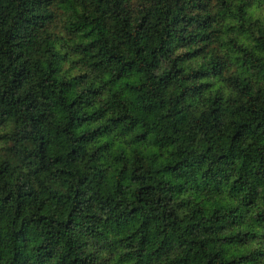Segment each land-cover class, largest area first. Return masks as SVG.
<instances>
[{
	"label": "clouds",
	"instance_id": "obj_1",
	"mask_svg": "<svg viewBox=\"0 0 264 264\" xmlns=\"http://www.w3.org/2000/svg\"><path fill=\"white\" fill-rule=\"evenodd\" d=\"M29 2L43 14L38 31L49 38L51 51L31 49L39 77L10 88L8 56L15 58L20 49L0 26V264H189L191 240L205 244L204 255L207 242L220 235L185 231L199 219L194 215L202 209L201 192L219 189L221 199L240 205L254 200L264 210V0H210L211 12L192 8L201 0ZM0 4L7 6V0ZM181 4L197 20L213 14L216 21L208 29L197 28L196 21L186 29L176 26L189 43L184 46L174 36L161 51L160 36ZM102 12L103 31L110 37L113 25L129 21L126 31L132 36L140 18L150 17L152 39H125L122 47L133 58L134 47L147 45L135 57L142 65L137 95L155 100L158 110L141 117L120 104V96H92V110H101L96 123L85 126L95 131L84 135L85 128L75 122L81 109L69 108L68 99L100 87L104 79L94 74L87 81L73 80L87 69H73L72 62L88 60L76 49L84 43L77 28L90 31ZM205 32L210 40L200 39ZM101 47L104 51H95L103 59L111 44ZM197 48L203 51L194 60L184 58ZM49 61L58 71L52 72ZM173 65L182 69L179 75ZM194 71L204 78L193 79ZM44 79L53 107L41 111L65 114L55 134L52 123L42 124L44 117L27 109V100L17 101ZM62 81L72 82L69 91H61ZM240 123L248 131L233 139ZM169 165L178 167L172 171ZM146 219L150 227H142ZM247 223L264 234V221L255 214ZM257 264H264V256Z\"/></svg>",
	"mask_w": 264,
	"mask_h": 264
},
{
	"label": "trees",
	"instance_id": "obj_2",
	"mask_svg": "<svg viewBox=\"0 0 264 264\" xmlns=\"http://www.w3.org/2000/svg\"><path fill=\"white\" fill-rule=\"evenodd\" d=\"M180 0H177L179 3ZM192 8H200L202 10L207 9L211 12L210 0L208 3L197 2L192 4ZM192 9L189 8L190 12ZM42 13H37L32 10V5L29 0H7V6L0 4V26L7 27V32L5 33L11 39L16 40V47L20 51L15 52L13 55H9L8 59L10 61L8 68L12 69L11 84L10 88H20L23 85L29 83L32 79L39 77V71L30 55L31 49L34 47H39L43 52H50L51 49L48 47L49 38H41V33L38 29L43 27L40 17ZM104 13H101L100 17H96L93 27L89 25L90 31H83L77 28V31L81 32V39L84 41L82 44H77L76 49L78 52H83L88 60L81 64L80 61H73V69L79 65L85 67L87 70L80 72L78 76H74L73 80H79L81 82L90 80L94 77V74L103 77L104 84L100 87H89L83 92H79L74 98L68 99V107L74 109H81L76 112L75 122L79 123L82 128H85L84 135L89 132H94L95 128H86L90 122L95 124L99 119L96 113L101 109L96 108L92 110V104L90 97L97 95H108L111 94L113 99L117 96L122 97L120 104H126L133 112L139 114V116L151 117L158 110V104L153 99H140L137 95L138 87L136 81L138 79L139 72L142 65L138 66L137 59L142 54L144 48L147 45L141 47H134L131 56L133 58H128L126 50L122 47L125 39H132L134 41H144L152 39V23L148 14L140 18L139 24L136 26L137 31L134 35L130 36L126 31L129 21H123L120 24L113 25V35H105L103 28L107 27V22L102 19ZM196 21V27L200 29L211 28L213 23L216 21V16L209 14L206 17H202L197 20V17L191 16L188 12H185L184 5L181 4L176 15L171 17L170 24H166L165 28L167 31L160 36L159 48L162 51L166 47V42L172 39L174 36L179 39V41L187 46L188 41L185 37L179 35L174 31L176 26L183 25L184 29L188 25H191ZM183 31V29H181ZM201 40L211 39V33L205 32V35L200 37ZM111 44V47L107 48L105 51L104 58L101 59L99 52L95 50L100 48L104 51L101 45L107 46ZM207 47V46H205ZM156 48L152 49L155 53ZM203 49L197 48L191 52H185V59H195ZM52 55H56L55 52ZM64 58L67 59L69 56L68 52H64ZM83 59V57H82ZM155 59V58H154ZM19 61V63H17ZM13 65L15 67L13 68ZM219 66H223V60L219 62ZM48 67L52 72L58 71L52 68V64L49 61ZM176 75H179L182 69L173 65ZM7 71V69H5ZM170 77L173 73L168 74ZM193 79H203V74L198 71L192 73ZM163 79V78H162ZM96 84H100V80H95ZM170 83L166 81L165 84ZM47 84V80L44 79L38 82L36 85H32L29 92L23 97L17 98L18 102L27 100V109L30 111L38 112L44 119L41 123L50 122L54 125L52 128L53 133H58V125L56 122L64 118V113L55 110L41 111V109H51L52 101L47 94L44 85ZM63 85L61 88L62 92L69 91V85L72 84L71 81H62ZM83 107H88V112L82 111ZM120 105H117L119 108ZM67 111V110H65ZM218 111V109H213V112ZM71 116V114H69ZM95 118V119H94ZM117 120L120 119L119 116L116 117ZM131 122V121H129ZM259 127V125H257ZM248 128L246 123H240L235 127L233 132V139L242 137ZM140 137L143 139L145 133L141 132ZM178 165H169V170L175 171ZM163 199V198H161ZM198 200H202V209L197 208L195 210L194 218L198 217L196 224L189 225L185 231L199 230L204 233L213 234L218 232L219 238L210 239L207 242V247L209 251L201 255L200 249L205 247V244L200 243L196 240H191L189 243L191 247L189 251L192 252V257L189 260V264H257V260L264 256V251L260 248L253 246V242L264 246V234H259L257 232L251 231L247 223V217L249 215L255 214L258 221H264V210H258L256 202L254 200H248L244 204H235L231 202L230 199H221L219 189L215 192L205 191L201 192L197 197ZM132 212H136L137 208L133 207ZM167 215V214H166ZM179 218L171 220L168 227L173 226L177 223ZM203 221V223H201ZM151 226V221L145 220L142 227ZM212 230V233H209ZM217 243L219 244V250H216Z\"/></svg>",
	"mask_w": 264,
	"mask_h": 264
}]
</instances>
